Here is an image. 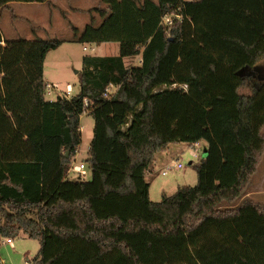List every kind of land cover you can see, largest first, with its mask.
Segmentation results:
<instances>
[{
	"label": "trees",
	"instance_id": "obj_1",
	"mask_svg": "<svg viewBox=\"0 0 264 264\" xmlns=\"http://www.w3.org/2000/svg\"><path fill=\"white\" fill-rule=\"evenodd\" d=\"M14 2L52 0L0 11ZM87 12L72 40L120 53L86 55L69 98L46 97V55L62 39L0 30V242L39 239L30 264H264V205L237 204L264 157V0H103ZM85 111L91 178H71ZM179 141L208 144L198 182L154 201L145 175Z\"/></svg>",
	"mask_w": 264,
	"mask_h": 264
},
{
	"label": "rangeland",
	"instance_id": "obj_2",
	"mask_svg": "<svg viewBox=\"0 0 264 264\" xmlns=\"http://www.w3.org/2000/svg\"><path fill=\"white\" fill-rule=\"evenodd\" d=\"M102 4L103 0H59L56 6L47 2H19L15 4L14 10L6 9L0 12V30L6 39L20 37L34 39L37 36L62 39V45L50 50L47 54L45 79L50 86L57 84L60 90H66L67 85H71L73 90L70 96H73L80 91V72L83 69L86 54L116 56L120 53L119 42H103L100 47H97L93 43H81L72 40L75 36L73 26L83 30L85 22H90L91 20L90 14L74 10L78 7L90 9ZM13 14L22 18L14 19ZM96 17L100 21L97 15ZM33 26L37 27V34L34 33ZM85 47L86 49H84ZM140 57V55L126 57L127 65L131 66L139 63ZM262 65L255 69L260 78H264V62ZM247 71L251 70L246 68ZM183 87L187 88L186 86ZM52 91L47 94L49 99H57L63 93L55 92V89ZM241 92L249 94L251 90L244 86ZM82 125V143L79 149L80 154L75 160V164H79L88 155L94 133L93 117L85 113ZM201 145L200 157L198 158L192 155V144L183 141L171 143L165 150L158 153V161H156L155 157L152 168L145 175L151 184L152 200L160 201L163 193L167 195L174 194L180 186H194L197 184L198 175L195 165L205 157L208 147L205 141H202ZM175 163H182L183 167L180 169L176 168ZM69 167H71V162ZM165 170L167 173L163 174ZM86 171L85 179H90L91 171L88 168ZM74 175L72 171L67 174L71 178ZM244 199H252L264 205V157L244 195L237 201V204ZM6 239L4 238L0 242V261L3 262L0 264H30L40 249L39 239L29 238L24 234L12 239L13 246L6 243Z\"/></svg>",
	"mask_w": 264,
	"mask_h": 264
},
{
	"label": "built area",
	"instance_id": "obj_3",
	"mask_svg": "<svg viewBox=\"0 0 264 264\" xmlns=\"http://www.w3.org/2000/svg\"><path fill=\"white\" fill-rule=\"evenodd\" d=\"M176 15L173 14H167L164 18H163V22L168 26V25H172L174 22V18ZM177 17L181 18L179 15H177ZM86 49V47H85ZM176 86V85H174ZM120 85H116V84H110L108 87H106V89L103 92V95L105 98H111L113 96V94L115 92H117V90L119 89ZM58 87H56V85H49L48 84V90L51 92L53 89H56ZM72 92V86L71 85H67V91L65 93V95L69 98L71 97L70 94ZM85 105L88 106L89 105V101L88 99H85ZM84 113H88V111H85ZM192 155L195 158L200 157V150L202 148L201 142L197 141L195 143L192 144ZM75 160L74 159L71 162V167H69L68 169V173H70L72 171V173H74L75 175L73 176V178H78V179H85V175H86V169L88 168V164L87 162H85L84 160L80 161L79 164H75ZM175 167L176 168H182L183 164L182 163H175ZM167 171H163V174H166ZM6 243L10 244L11 246L14 245L13 240L8 238L5 241ZM0 263H3L0 261Z\"/></svg>",
	"mask_w": 264,
	"mask_h": 264
},
{
	"label": "crops",
	"instance_id": "obj_4",
	"mask_svg": "<svg viewBox=\"0 0 264 264\" xmlns=\"http://www.w3.org/2000/svg\"><path fill=\"white\" fill-rule=\"evenodd\" d=\"M58 1L59 0H52V2H51V4H53V5H57L58 4ZM17 3H19V2H14V3H12L11 4V6H12V9L14 10V6H15V4H17ZM59 6H64V5H59ZM91 9V8H90ZM87 10H89V9H85V8H81V7H78L77 9H75L74 11H76V12H84V13H88L87 12ZM0 12H2V11H0ZM89 14V13H88ZM18 17H21V16H19V15H17ZM84 22H85V20H83ZM87 23H89V22H85V25L87 24ZM74 27V29L76 28V29H78L79 31H81L79 28H77V27H75V26H73ZM85 27V26H84ZM37 28V27H36ZM34 31V30H33ZM34 33L35 34H37L36 33V29H35V31H34ZM93 44H96L97 45V47H100L101 46V43L100 44H97V43H93ZM85 49V48H84ZM48 54V53H47ZM86 55H91V54H86ZM46 57H47V55H46ZM141 58V57H140ZM126 60H127V58H125V63H126ZM45 61H46V59H45ZM141 63V59H140V62L139 63H136V64H133V65H139ZM126 65H127V63H126ZM133 65H131V66H133ZM44 79H45V64H44ZM45 82H46V79H45ZM46 84H47V82H46ZM54 85H56V87H58V88H56L55 89V92H63L62 94H61V96H66L65 95V93H66V91H67V89L66 90H60L59 89V86L57 85V84H54ZM72 90H73V87H72ZM53 91H54V89H53ZM52 91V92H53ZM50 93V91L48 90V84H47V94H49ZM48 95H46V97H47ZM67 97V96H66ZM47 99H49L48 97H47ZM49 100H54V99H49ZM84 114L85 113H83L82 115H81V124H82V119H83V116H84ZM82 129H83V125H82ZM201 143H202V141H200ZM80 149V148H79ZM207 151V150H206ZM80 154V152H79V150L77 151V153H76V155L75 156H73L72 157V159H71V162L74 160V159H77V157H78V155ZM158 154L156 155V161H158ZM164 195H167V194H164L163 193V196ZM150 197H151V186H150Z\"/></svg>",
	"mask_w": 264,
	"mask_h": 264
},
{
	"label": "water",
	"instance_id": "obj_5",
	"mask_svg": "<svg viewBox=\"0 0 264 264\" xmlns=\"http://www.w3.org/2000/svg\"><path fill=\"white\" fill-rule=\"evenodd\" d=\"M205 154H207V151L205 152ZM67 156H69V153H67Z\"/></svg>",
	"mask_w": 264,
	"mask_h": 264
}]
</instances>
